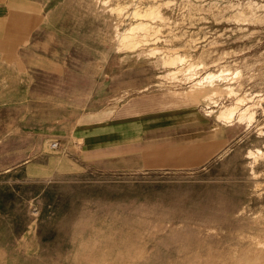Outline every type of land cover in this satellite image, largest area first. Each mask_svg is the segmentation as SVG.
I'll list each match as a JSON object with an SVG mask.
<instances>
[{
	"label": "rangeland",
	"instance_id": "374dc122",
	"mask_svg": "<svg viewBox=\"0 0 264 264\" xmlns=\"http://www.w3.org/2000/svg\"><path fill=\"white\" fill-rule=\"evenodd\" d=\"M19 53H0V264H264V0H58L27 63L1 59ZM139 101L195 112L174 131L213 154L102 171L62 147Z\"/></svg>",
	"mask_w": 264,
	"mask_h": 264
},
{
	"label": "crops",
	"instance_id": "0c3cea01",
	"mask_svg": "<svg viewBox=\"0 0 264 264\" xmlns=\"http://www.w3.org/2000/svg\"><path fill=\"white\" fill-rule=\"evenodd\" d=\"M57 1L0 0V53L21 51L11 61L3 55V63H27L22 51ZM186 108L139 101L122 115L76 125L62 147L77 164L102 171L199 165L213 154L211 148L174 131L198 121Z\"/></svg>",
	"mask_w": 264,
	"mask_h": 264
},
{
	"label": "bare ground",
	"instance_id": "6f19581e",
	"mask_svg": "<svg viewBox=\"0 0 264 264\" xmlns=\"http://www.w3.org/2000/svg\"><path fill=\"white\" fill-rule=\"evenodd\" d=\"M148 8V11L146 10L144 13H142V12H140V10H138V9H135L134 10V14H137V15H155V14H158V11H156L157 9H155L153 6H150V8H149V6L147 7ZM146 8V9H147ZM157 13H156V12ZM146 27V22L144 23V22H137V23H135V24H132L131 26H129L122 34H121V36H120V41H121V43H123L124 45H129V44H135V41H134V33H137L136 31L137 30H141L143 27ZM144 27V28H145ZM143 28V29H144ZM175 57L174 58H172L173 60H171L172 62H176V61H182V59H183V57L182 56H179V55H174ZM171 58V57H170ZM169 60V61H170ZM188 69V68H187ZM186 69V70H187ZM189 69H190V67H189ZM188 69V70H189ZM221 70V69H220ZM172 72H174V71H172ZM222 73H224V72H222ZM218 75H220V74H214V73H211V72H207V73H205V75H203V77H202V79H207V80H209V81H212L213 80V78H216ZM206 80V81H207ZM201 82V80H198V83H200ZM240 98V97H239ZM238 98V99H239ZM242 100V99H241ZM241 100H239V101H241ZM237 101V100H236ZM238 102V101H237ZM237 102H235V103H237ZM234 103V104H235ZM235 108V105H229V106H225L224 108H220V110L218 111V113H217V118H221V119H228V120H230V118H232V116L235 114V112H237L238 111V109H239V107H238V109H236ZM244 109V108H243ZM241 110L238 114L239 115H237L239 118H243V116H244V114H245V111H246V113L248 112L247 110H246V108L244 109V110ZM212 110H209L208 112H211ZM248 114V113H247ZM248 116L250 117V114H248ZM245 117V116H244ZM248 117V118H249ZM251 118V117H250ZM253 118V117H252ZM246 119V118H245ZM250 121V120H249ZM250 154H252V152H250Z\"/></svg>",
	"mask_w": 264,
	"mask_h": 264
},
{
	"label": "built area",
	"instance_id": "2783aa9c",
	"mask_svg": "<svg viewBox=\"0 0 264 264\" xmlns=\"http://www.w3.org/2000/svg\"><path fill=\"white\" fill-rule=\"evenodd\" d=\"M50 147L53 148V149H54V148H57V147H58V142H57V140H52L51 143H50Z\"/></svg>",
	"mask_w": 264,
	"mask_h": 264
}]
</instances>
